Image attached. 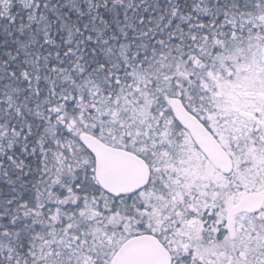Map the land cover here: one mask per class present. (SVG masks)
<instances>
[{
    "label": "snow or ice",
    "instance_id": "obj_1",
    "mask_svg": "<svg viewBox=\"0 0 264 264\" xmlns=\"http://www.w3.org/2000/svg\"><path fill=\"white\" fill-rule=\"evenodd\" d=\"M0 264H264V0H0Z\"/></svg>",
    "mask_w": 264,
    "mask_h": 264
}]
</instances>
